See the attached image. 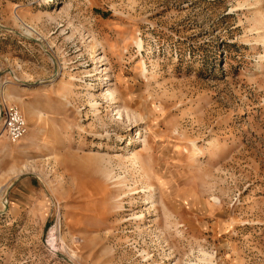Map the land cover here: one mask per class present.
Returning a JSON list of instances; mask_svg holds the SVG:
<instances>
[{"label": "rangeland", "instance_id": "rangeland-1", "mask_svg": "<svg viewBox=\"0 0 264 264\" xmlns=\"http://www.w3.org/2000/svg\"><path fill=\"white\" fill-rule=\"evenodd\" d=\"M8 103L0 264H264V0H0Z\"/></svg>", "mask_w": 264, "mask_h": 264}, {"label": "built area", "instance_id": "built-area-1", "mask_svg": "<svg viewBox=\"0 0 264 264\" xmlns=\"http://www.w3.org/2000/svg\"><path fill=\"white\" fill-rule=\"evenodd\" d=\"M2 131L14 143L27 132V123L18 106L8 103L1 106Z\"/></svg>", "mask_w": 264, "mask_h": 264}, {"label": "bare ground", "instance_id": "bare-ground-1", "mask_svg": "<svg viewBox=\"0 0 264 264\" xmlns=\"http://www.w3.org/2000/svg\"><path fill=\"white\" fill-rule=\"evenodd\" d=\"M140 160H141V159H140ZM131 161H132L135 165H137L138 167L141 166V163H142V162H140L139 159H138L137 157L132 158Z\"/></svg>", "mask_w": 264, "mask_h": 264}]
</instances>
